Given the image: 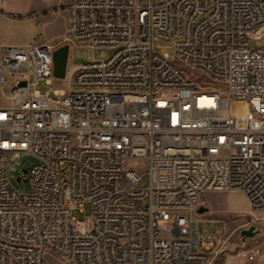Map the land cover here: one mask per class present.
Listing matches in <instances>:
<instances>
[{"label":"built area","instance_id":"1","mask_svg":"<svg viewBox=\"0 0 264 264\" xmlns=\"http://www.w3.org/2000/svg\"><path fill=\"white\" fill-rule=\"evenodd\" d=\"M64 10L62 41L90 48L68 93L37 89L61 40L4 45L0 30V264H212L197 230L205 192L240 190L264 214V46L248 44L264 45V0ZM96 46L116 51L95 59ZM21 156L26 191L12 182ZM85 202L91 215L72 216Z\"/></svg>","mask_w":264,"mask_h":264},{"label":"rangeland","instance_id":"2","mask_svg":"<svg viewBox=\"0 0 264 264\" xmlns=\"http://www.w3.org/2000/svg\"><path fill=\"white\" fill-rule=\"evenodd\" d=\"M63 0H5V7H18L36 13L40 21V32L38 40L58 41L59 37L66 32L64 20L65 10ZM9 14L7 12H4ZM14 15V14H12ZM22 16V15H17ZM34 18V17H33ZM61 40V39H60ZM65 43L61 40V44ZM248 44L251 48L263 47V42L259 38L250 39ZM59 45V46H60ZM89 43L73 39L69 44V60L66 74L74 67L90 60ZM160 53L170 52L172 47L169 44L161 43L158 47ZM116 48L99 47L93 48L92 57L95 59H105L114 54ZM12 82V81H10ZM51 89V95L55 89H62L65 93L71 91L68 76L64 78L52 77L50 82L41 80L37 89L44 91ZM8 101L0 93V106L7 105ZM18 171L13 174L12 182L16 188L26 191V183H18L16 175L24 177L23 168L32 165V159L28 156H21L18 162ZM240 190L207 191L201 206L207 208L199 214L197 218V230L199 235L213 238L214 246L209 251L212 252V264H262L264 262V214L251 212L244 201ZM91 203L85 202L81 206H76L72 210V216L84 220L91 215ZM255 226L258 232L252 237L241 239L240 230ZM218 237L216 244L215 238ZM202 240H199V243ZM254 249L256 253L253 258H248V251ZM44 264H59L55 257L46 255L42 257Z\"/></svg>","mask_w":264,"mask_h":264},{"label":"crops","instance_id":"3","mask_svg":"<svg viewBox=\"0 0 264 264\" xmlns=\"http://www.w3.org/2000/svg\"><path fill=\"white\" fill-rule=\"evenodd\" d=\"M65 7L68 0H63ZM6 4V3H5ZM7 12L9 14H6ZM14 14V15H12ZM36 13H30L29 10L18 7H3L0 9V30H1V43L4 45H24L29 43L35 37L39 36L40 21ZM22 15V16H17ZM34 17V18H33ZM66 24V32L59 38L62 40L67 35V12L64 16ZM39 38V37H38ZM58 39V40H60ZM47 42V41H41ZM246 202L245 197L243 196ZM247 203V202H246Z\"/></svg>","mask_w":264,"mask_h":264},{"label":"water","instance_id":"4","mask_svg":"<svg viewBox=\"0 0 264 264\" xmlns=\"http://www.w3.org/2000/svg\"><path fill=\"white\" fill-rule=\"evenodd\" d=\"M69 60V44L63 43L53 51L52 61H53V76L56 78H64L67 69V63ZM24 84V82H22ZM207 208L200 207L198 209L199 213L206 211ZM258 230L255 226L251 225L248 228L240 230L241 239L245 240L246 237L254 236Z\"/></svg>","mask_w":264,"mask_h":264}]
</instances>
